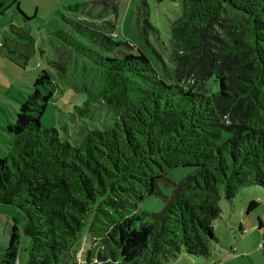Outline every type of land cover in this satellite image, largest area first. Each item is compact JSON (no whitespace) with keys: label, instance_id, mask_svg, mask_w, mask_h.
<instances>
[{"label":"trees","instance_id":"obj_1","mask_svg":"<svg viewBox=\"0 0 264 264\" xmlns=\"http://www.w3.org/2000/svg\"><path fill=\"white\" fill-rule=\"evenodd\" d=\"M149 1L137 0V44L116 40L118 16L102 0L74 6L76 18L55 33L74 54L56 47L58 60L35 78L5 129L0 204L17 209L23 225L9 229L0 264L17 263L23 237L27 264L207 258L221 200L264 190V0H181L166 41L150 22ZM24 28L9 25L15 39L0 37V51L22 68L46 52ZM63 82L95 93L117 121L76 145L42 129ZM175 168L194 171L175 184L162 212L140 213Z\"/></svg>","mask_w":264,"mask_h":264},{"label":"rangeland","instance_id":"obj_2","mask_svg":"<svg viewBox=\"0 0 264 264\" xmlns=\"http://www.w3.org/2000/svg\"><path fill=\"white\" fill-rule=\"evenodd\" d=\"M9 1L12 5L14 0ZM18 1L25 13L31 12L30 14H32L36 8L38 9L37 15L28 17L32 20L28 23L26 31L34 38L36 46L46 52L45 54L37 52L27 62V67L23 68L10 61L8 57L3 58L4 64L0 67V76L7 83L11 96L4 95V90H0L2 94L0 103H6L3 105L10 111V114H13L11 106L17 108L18 111V104L23 100L25 89L32 88L35 78L43 70H50L49 62L58 60L54 50L64 44L58 40L55 33L68 27L64 19L73 20L76 18L74 6L95 0ZM102 1L108 3L107 7H109L108 12L111 18H114L115 15L118 16L119 37L116 40L137 44L139 39L134 29L137 0ZM180 2L181 0H166L161 4H156L153 0L149 1L150 22L159 30L164 41L167 40L170 22L176 20L181 14ZM113 7L116 9V13L113 11ZM15 9V4L7 9L8 14L3 17L1 26L6 23L5 20L10 19L8 15H14ZM1 26L0 35L9 39L11 34ZM65 51H69L71 55L74 54L67 46H65ZM58 86L59 89L40 118L42 129H54L62 140L76 145L88 131L107 130L117 121L116 112L109 110L95 93L83 90L75 91L65 82L58 83ZM4 98L9 99L4 100ZM77 108L85 109L84 113L79 112ZM0 113L2 114L1 110ZM13 121L14 116L11 115L10 121L6 120L7 125L8 122ZM4 152L7 154L8 150ZM3 158L4 155L0 151V160ZM193 171L192 168L170 170L165 180L158 181L156 193L139 203V212L148 214L162 212L167 200L174 193L175 184H178ZM252 201L257 202L258 205L248 212L249 203ZM220 209L221 214L213 223V234L216 240L210 243L207 258L189 257L181 253L175 259H169L163 264H264V190L261 188L243 189L230 201L222 199ZM6 216H10V219ZM16 221L22 227L23 215L13 207L0 204V262L4 250L8 246L9 226ZM87 230V226L81 230L78 239L79 245L84 243V239L88 235ZM26 241L27 238L23 237V244L18 253L16 264H27ZM77 259L80 263L81 253ZM103 264H111V261Z\"/></svg>","mask_w":264,"mask_h":264},{"label":"crops","instance_id":"obj_3","mask_svg":"<svg viewBox=\"0 0 264 264\" xmlns=\"http://www.w3.org/2000/svg\"><path fill=\"white\" fill-rule=\"evenodd\" d=\"M14 2H15V0L13 1V3ZM10 3L11 2L9 0H0V20H1L0 23L3 21V17L8 14L6 9L10 8L13 5V3H12V5H10ZM17 6L20 9V11L22 12V14H24L25 17H27V18L28 17H33V15H37V10H38L37 8H36V10L32 14H30L31 13L30 12L29 13L30 15H29L27 12L25 13L24 10L21 9V5L19 4V1H17ZM8 16H9L10 19H8V21L5 20L4 22H6V23L4 25H2V26L0 24V26L2 27V29H5L6 31H8V26L9 25H14V26H16L18 28H24V26H23V22H24L23 20L24 19H22V17L16 15V9H15L14 15H11L10 14ZM31 20L32 19H30V21ZM30 21H28V23H30ZM24 29L26 30V28H24ZM0 37L2 39L5 38L4 36H1V35H0ZM9 39L14 40L15 38L11 35L9 37ZM6 57H8L7 53L5 51H0V67L3 66V64H4L3 63V60ZM8 59L10 61H12L11 60V57L10 58L8 57ZM0 72H1V70H0ZM27 89L28 88L25 89V95H23V98L26 96ZM0 90H4V95L11 96L9 87L7 86V83H5L3 81V79L1 78V76H0ZM0 96L2 98L1 92H0ZM6 99H9V98H4V100H6ZM3 104H6V103H3ZM3 104L0 103V110L2 111V114L0 113V151H1L2 155L5 156V152L4 151H7L9 149V142L11 140V137L9 136V134L6 133L5 129H6V127L10 123H12V122H8V125H7L6 120L7 121H10L11 115H13L14 116V119H15V114L17 112V108L11 106L10 109L12 110V113L13 114H10V111ZM1 145H4L5 147H2ZM6 217H8L10 219V216H6ZM11 226H12V224L9 226V229L11 228ZM9 229H8V231H9Z\"/></svg>","mask_w":264,"mask_h":264},{"label":"built area","instance_id":"obj_4","mask_svg":"<svg viewBox=\"0 0 264 264\" xmlns=\"http://www.w3.org/2000/svg\"><path fill=\"white\" fill-rule=\"evenodd\" d=\"M1 43H2V42H1V39H0V46H1Z\"/></svg>","mask_w":264,"mask_h":264}]
</instances>
